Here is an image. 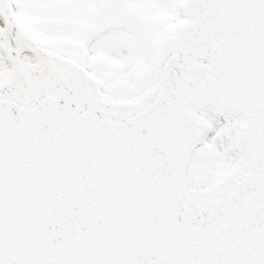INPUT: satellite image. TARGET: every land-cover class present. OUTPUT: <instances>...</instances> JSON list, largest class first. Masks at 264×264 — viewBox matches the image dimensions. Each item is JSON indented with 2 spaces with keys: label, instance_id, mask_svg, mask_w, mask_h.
Segmentation results:
<instances>
[{
  "label": "snow or ice",
  "instance_id": "6c2138e0",
  "mask_svg": "<svg viewBox=\"0 0 264 264\" xmlns=\"http://www.w3.org/2000/svg\"><path fill=\"white\" fill-rule=\"evenodd\" d=\"M0 264H264V0H0Z\"/></svg>",
  "mask_w": 264,
  "mask_h": 264
}]
</instances>
